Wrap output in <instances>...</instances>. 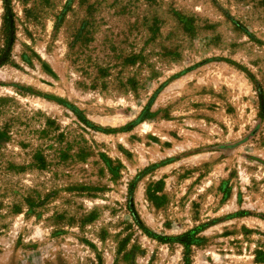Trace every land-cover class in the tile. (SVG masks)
<instances>
[{
    "label": "rangeland",
    "instance_id": "1",
    "mask_svg": "<svg viewBox=\"0 0 264 264\" xmlns=\"http://www.w3.org/2000/svg\"><path fill=\"white\" fill-rule=\"evenodd\" d=\"M0 264H264V0H0Z\"/></svg>",
    "mask_w": 264,
    "mask_h": 264
},
{
    "label": "trees",
    "instance_id": "2",
    "mask_svg": "<svg viewBox=\"0 0 264 264\" xmlns=\"http://www.w3.org/2000/svg\"><path fill=\"white\" fill-rule=\"evenodd\" d=\"M12 17H13L12 11L10 10V8H7L4 15V28H3L4 36L7 40L6 41L7 45L11 43L14 36L13 35L14 25H13ZM3 60H5V58H3Z\"/></svg>",
    "mask_w": 264,
    "mask_h": 264
}]
</instances>
